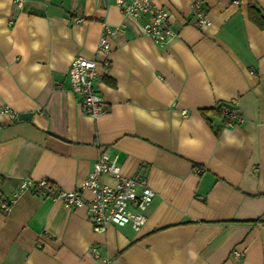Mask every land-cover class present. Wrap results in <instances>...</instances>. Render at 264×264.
Instances as JSON below:
<instances>
[{
	"label": "crops",
	"instance_id": "obj_1",
	"mask_svg": "<svg viewBox=\"0 0 264 264\" xmlns=\"http://www.w3.org/2000/svg\"><path fill=\"white\" fill-rule=\"evenodd\" d=\"M236 1L154 0L176 33L158 45L109 0H0V109L31 114H0V200L21 180L49 183L0 210V264H103L94 246L110 264H264V29L249 20L264 0ZM77 57L97 64V118L70 91ZM228 102L240 122L201 114ZM102 151L155 193L137 232H94L84 208L48 196L80 185Z\"/></svg>",
	"mask_w": 264,
	"mask_h": 264
},
{
	"label": "built area",
	"instance_id": "obj_2",
	"mask_svg": "<svg viewBox=\"0 0 264 264\" xmlns=\"http://www.w3.org/2000/svg\"><path fill=\"white\" fill-rule=\"evenodd\" d=\"M118 7L123 15L136 21L145 18L142 31L152 42L158 45L169 43L176 37L169 15L155 5L154 0H109ZM18 7L23 0H15ZM237 4V1L234 0ZM193 10L199 9V2L191 3ZM196 26L198 28L208 26L206 16L199 12ZM106 35H115L120 32V27L103 26ZM98 49L107 54L110 46L106 36L99 39ZM95 60L82 57L73 59L68 70L70 91L78 97L79 107L83 114L97 118L108 112L103 98L96 93L94 81L98 78ZM107 67L109 62L103 61ZM0 114H8L14 120L18 115L9 107L0 109ZM222 114L228 120V124L240 122L241 117L234 102H228L222 107ZM107 178L110 182H104ZM49 183L47 180L31 181L21 180L17 191L11 200H0V210L8 212L15 198L23 192L38 193L45 196ZM89 193L85 199L83 193ZM53 201H59L65 208H84L88 222L94 232H104L109 225L116 227L129 226L133 231H139L146 222V210L155 196L154 191L148 185L147 179L138 175L125 177L121 174L120 167L116 164V156L110 157L108 153H99L91 172L86 179L73 190H60L48 195ZM92 253L95 259L103 264H110L108 258H103L94 246ZM236 256L238 253H234Z\"/></svg>",
	"mask_w": 264,
	"mask_h": 264
},
{
	"label": "trees",
	"instance_id": "obj_3",
	"mask_svg": "<svg viewBox=\"0 0 264 264\" xmlns=\"http://www.w3.org/2000/svg\"><path fill=\"white\" fill-rule=\"evenodd\" d=\"M249 20L254 23L259 29H264V17H262L258 11L253 8L249 9ZM226 103L219 104L214 110H205L202 111L201 114L206 116V114L211 113L216 116H222L224 118L225 123L228 122L225 116L222 114V107H224Z\"/></svg>",
	"mask_w": 264,
	"mask_h": 264
},
{
	"label": "water",
	"instance_id": "obj_4",
	"mask_svg": "<svg viewBox=\"0 0 264 264\" xmlns=\"http://www.w3.org/2000/svg\"><path fill=\"white\" fill-rule=\"evenodd\" d=\"M30 117H31L30 113H20V114H18L17 119H18V121H25V120L30 119Z\"/></svg>",
	"mask_w": 264,
	"mask_h": 264
}]
</instances>
